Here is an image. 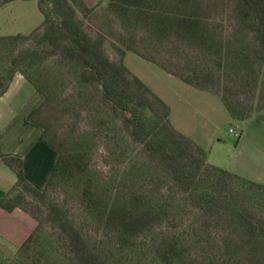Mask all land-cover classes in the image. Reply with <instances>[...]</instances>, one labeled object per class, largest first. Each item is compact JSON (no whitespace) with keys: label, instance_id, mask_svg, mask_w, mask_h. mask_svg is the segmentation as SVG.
Instances as JSON below:
<instances>
[{"label":"trees","instance_id":"obj_1","mask_svg":"<svg viewBox=\"0 0 264 264\" xmlns=\"http://www.w3.org/2000/svg\"><path fill=\"white\" fill-rule=\"evenodd\" d=\"M10 1L13 0H0V7ZM37 1L44 15L43 25L47 26L45 38L63 45L66 57L79 65V81L99 87L105 103L122 116L132 137L144 146V166L152 163L162 168L164 175H144L145 184L155 181L159 184L170 179L184 195L186 204L191 205L193 219L189 229L172 231L166 226L165 222L179 218L182 213L178 210L172 213L173 208L161 188H144V194L134 193L124 201L118 197L107 199L85 173L84 155L66 153L48 140L45 125L35 118L50 99L49 87L45 85L47 78L37 68L21 71L14 67L19 61L26 62L29 53L16 57L9 65H2L8 75L5 78L0 74V96L19 72L26 76L43 96L41 104L28 118L43 129L40 140L57 151L58 159L46 188L40 190L26 179L22 158L5 157L3 162L17 174L12 193L22 187L24 191L44 195L51 186L63 182L77 194L81 207L93 216L97 231L102 229L104 235L117 234L115 253L111 257L118 256L125 264H264V217L259 218L250 210L243 190L244 186H250L264 191V184L208 162V150L173 126L168 103L133 75L127 66L111 62L100 44L88 37L74 7L84 3L83 0ZM196 2L179 0L184 8ZM110 4L122 12L139 13L144 17L149 34L157 38L173 32L197 51L204 52L213 47L209 32L201 28L202 17L196 14L182 11L172 16L159 9L161 0H110ZM237 10V19L242 26L239 25L237 31L247 30L258 49L254 52L259 55V60H251L248 54L242 57L241 52L231 58L229 46L227 54L216 51L218 55L211 64L205 63L196 69L190 65L184 68L167 65L145 53L144 57L196 88L219 94L230 115L244 120L252 116L253 109L261 111L264 108V0H238ZM22 37L30 38L23 34L0 35V40ZM257 116L264 120V114ZM12 193L0 198V206L9 211L22 207L36 218L19 202L24 193L16 196ZM49 210L77 264H114L110 257L97 252L89 231L75 224L65 210L55 204L50 205ZM213 223H216L218 233L202 236ZM36 240L37 230L14 257L5 260L20 258L21 253L30 256L29 251L37 246ZM137 241L141 243L140 247Z\"/></svg>","mask_w":264,"mask_h":264},{"label":"rangeland","instance_id":"obj_2","mask_svg":"<svg viewBox=\"0 0 264 264\" xmlns=\"http://www.w3.org/2000/svg\"><path fill=\"white\" fill-rule=\"evenodd\" d=\"M83 2L74 5L82 27L93 42L100 44L110 61L127 66L133 75L168 103L173 126L208 150V162L250 179L230 168L238 161V138L230 132L237 123L227 116L229 112L221 96L184 82L144 57L145 53L167 65H179L181 68L190 65L196 69L205 63L211 64L214 56L218 55L216 51L222 50L227 54L229 46L231 58L236 56V52H241L242 57L248 54L251 60H259V55L254 52L257 48L247 30L243 33L237 31L240 25L238 0H197L187 8L179 0H161L159 9L172 16L188 11L202 17L201 28L209 32V41L213 45L211 50L204 52L181 41L173 32L162 38L149 34L144 17L130 10L122 12L111 5L110 0ZM43 22L44 15L37 0H14L0 7V35L23 34L30 37L0 40L2 77L8 75L2 65H9L16 57L29 53L26 62L19 61L14 67L21 71L37 68L47 78L45 85L49 87L50 99L35 118L45 125L48 140L66 153H82L85 173L107 199L118 197L124 201L134 193L144 194V188H161L173 208L172 213L176 210L182 213L165 225L172 231L189 229L193 212L184 195L170 179L159 184L157 181L145 184L144 175H164L162 168L152 163L144 166L146 157L142 143L132 137L122 116L105 103L99 87L79 81V65L66 57L59 41L56 43L52 38H45L47 26ZM178 61H182L181 65ZM18 74L26 77L21 72ZM145 96L153 100L149 94ZM257 110L253 109L252 116L264 114V108ZM21 188L12 196L24 193L19 202L36 215L34 231L37 230V246L29 251L30 256L21 253L20 258L10 261L0 258V264H77V259L66 247L58 224L52 219L49 210L52 204L65 210L75 224L89 231L97 252L110 257L114 264H125L118 256L111 257L115 253L117 234L104 235L102 229L97 231L93 216L81 207L77 194L63 182L51 186L44 195ZM243 190L250 210L257 217H264V191L250 186H244ZM216 227L213 223L202 236L218 233ZM136 243L140 247L141 243Z\"/></svg>","mask_w":264,"mask_h":264},{"label":"crops","instance_id":"obj_3","mask_svg":"<svg viewBox=\"0 0 264 264\" xmlns=\"http://www.w3.org/2000/svg\"><path fill=\"white\" fill-rule=\"evenodd\" d=\"M42 100V94L19 74L0 96V198L10 195L17 182L15 170L3 162L5 157L22 158L28 182L40 190L47 186L58 153L40 140L42 128L28 118ZM227 116L240 129L238 161L231 170L264 184V120L257 115L237 120L230 112ZM36 226V218L22 207L9 211L0 206V258L14 257Z\"/></svg>","mask_w":264,"mask_h":264},{"label":"built area","instance_id":"obj_4","mask_svg":"<svg viewBox=\"0 0 264 264\" xmlns=\"http://www.w3.org/2000/svg\"><path fill=\"white\" fill-rule=\"evenodd\" d=\"M230 132L234 134V136L239 137L240 136V129L239 126H234L230 128Z\"/></svg>","mask_w":264,"mask_h":264}]
</instances>
